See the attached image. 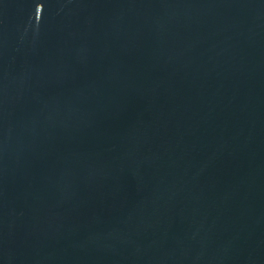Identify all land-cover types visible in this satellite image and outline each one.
Masks as SVG:
<instances>
[{"label":"water","instance_id":"95a60500","mask_svg":"<svg viewBox=\"0 0 264 264\" xmlns=\"http://www.w3.org/2000/svg\"><path fill=\"white\" fill-rule=\"evenodd\" d=\"M0 264H264V0H0Z\"/></svg>","mask_w":264,"mask_h":264}]
</instances>
